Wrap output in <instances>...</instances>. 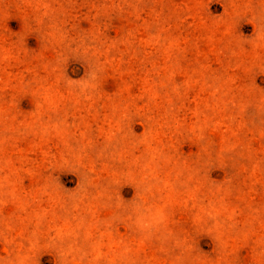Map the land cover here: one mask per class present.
I'll list each match as a JSON object with an SVG mask.
<instances>
[{
    "label": "rangeland",
    "instance_id": "374dc122",
    "mask_svg": "<svg viewBox=\"0 0 264 264\" xmlns=\"http://www.w3.org/2000/svg\"><path fill=\"white\" fill-rule=\"evenodd\" d=\"M0 264H264V0H0Z\"/></svg>",
    "mask_w": 264,
    "mask_h": 264
}]
</instances>
